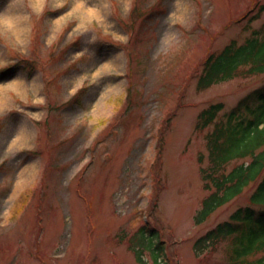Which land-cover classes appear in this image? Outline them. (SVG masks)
I'll return each mask as SVG.
<instances>
[{
	"label": "rangeland",
	"instance_id": "1",
	"mask_svg": "<svg viewBox=\"0 0 264 264\" xmlns=\"http://www.w3.org/2000/svg\"><path fill=\"white\" fill-rule=\"evenodd\" d=\"M262 2L0 0V264H153L151 247L138 260L129 244L146 245L130 236L145 220L168 264L222 262L193 242L251 190L195 221L211 129L196 118L210 102L230 110L264 74L204 90L196 76Z\"/></svg>",
	"mask_w": 264,
	"mask_h": 264
},
{
	"label": "trees",
	"instance_id": "2",
	"mask_svg": "<svg viewBox=\"0 0 264 264\" xmlns=\"http://www.w3.org/2000/svg\"><path fill=\"white\" fill-rule=\"evenodd\" d=\"M254 7L256 11L251 13ZM251 12L239 19L250 15L244 26L248 33L242 41L231 39L203 58L196 76L197 90L237 77L264 74V23L254 28L249 25L264 12V2L254 4ZM82 92L80 88L72 100H77ZM222 110L221 102L211 103L196 118L199 131L209 126L211 129L205 133L207 164L201 168L203 188L208 194L202 198L195 221L206 220L217 208L245 190L251 191L246 204L234 208L227 219L198 236L193 248L196 253L223 251L222 262L217 264H264V82L247 92L230 110ZM142 226L130 236L137 237L142 244L146 241V245L138 249L128 242L130 248L142 260V251L151 247L152 263L160 264L158 258L165 253L156 227L147 220ZM163 258L167 263L166 255Z\"/></svg>",
	"mask_w": 264,
	"mask_h": 264
},
{
	"label": "bare ground",
	"instance_id": "3",
	"mask_svg": "<svg viewBox=\"0 0 264 264\" xmlns=\"http://www.w3.org/2000/svg\"><path fill=\"white\" fill-rule=\"evenodd\" d=\"M13 9L15 8V5L11 6ZM94 13H101L102 12V7H97L93 10ZM11 20H8L7 22L10 23ZM112 62V61H111Z\"/></svg>",
	"mask_w": 264,
	"mask_h": 264
}]
</instances>
